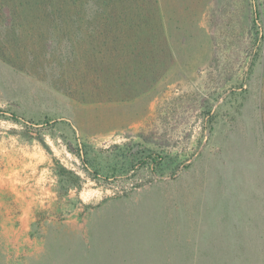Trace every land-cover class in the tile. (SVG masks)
<instances>
[{
  "label": "rangeland",
  "instance_id": "rangeland-1",
  "mask_svg": "<svg viewBox=\"0 0 264 264\" xmlns=\"http://www.w3.org/2000/svg\"><path fill=\"white\" fill-rule=\"evenodd\" d=\"M0 264H264V0H0Z\"/></svg>",
  "mask_w": 264,
  "mask_h": 264
},
{
  "label": "trees",
  "instance_id": "trees-1",
  "mask_svg": "<svg viewBox=\"0 0 264 264\" xmlns=\"http://www.w3.org/2000/svg\"><path fill=\"white\" fill-rule=\"evenodd\" d=\"M255 13H256V18L260 17V13H259L258 9L255 11ZM150 159H152V158H148V160H150ZM160 160L162 161V157H159L157 159L156 158L152 159V163L155 165L156 168H158L160 166V164H161Z\"/></svg>",
  "mask_w": 264,
  "mask_h": 264
}]
</instances>
